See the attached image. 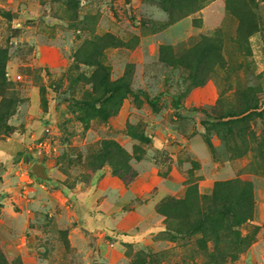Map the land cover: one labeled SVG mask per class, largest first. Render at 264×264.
I'll use <instances>...</instances> for the list:
<instances>
[{"label": "rangeland", "instance_id": "rangeland-1", "mask_svg": "<svg viewBox=\"0 0 264 264\" xmlns=\"http://www.w3.org/2000/svg\"><path fill=\"white\" fill-rule=\"evenodd\" d=\"M0 264H264V0H0Z\"/></svg>", "mask_w": 264, "mask_h": 264}, {"label": "trees", "instance_id": "trees-1", "mask_svg": "<svg viewBox=\"0 0 264 264\" xmlns=\"http://www.w3.org/2000/svg\"><path fill=\"white\" fill-rule=\"evenodd\" d=\"M248 193L249 192L247 191L243 193L244 196H246L245 200H239V198L238 200L224 202L217 198L216 190L213 191L212 195L214 196V203H219V207H214L212 209V214L210 217H207L206 219H202L201 217H199L197 221V229L194 232L201 233L205 225L208 224V227L211 228V235L213 237L212 239L214 243L217 242V233L219 231H224V238H227V240H229V243L225 245L223 249V257L233 251H238L245 245V239L240 237V234L235 230V228L249 219V204H247L249 201ZM222 203H227V206L225 207V205H223Z\"/></svg>", "mask_w": 264, "mask_h": 264}, {"label": "crops", "instance_id": "crops-1", "mask_svg": "<svg viewBox=\"0 0 264 264\" xmlns=\"http://www.w3.org/2000/svg\"><path fill=\"white\" fill-rule=\"evenodd\" d=\"M31 181H33V179H31ZM31 181H30V182H31ZM30 182H29V183H30ZM40 187H42V186H40ZM34 189H35V190H34V193L32 192V195L35 196V195H36L35 193H37V191H39L40 189H36V187H34ZM83 207H85V206H84V203H83ZM88 208H94V209H97V207L92 206V205H90V204L86 207V209H88ZM86 209H84V210L87 211ZM96 219H97V216H95V217L93 216V218H91V221H92L94 224H96V223H97V220H96ZM20 240H21L20 246H21V247H24L25 244H26V243H25L26 238L23 237V238H21Z\"/></svg>", "mask_w": 264, "mask_h": 264}, {"label": "built area", "instance_id": "built-area-1", "mask_svg": "<svg viewBox=\"0 0 264 264\" xmlns=\"http://www.w3.org/2000/svg\"><path fill=\"white\" fill-rule=\"evenodd\" d=\"M48 131H49L48 129H44V133H45V134H47ZM38 146L44 150L47 146H49V145H48V140L45 139V140H43V141H40Z\"/></svg>", "mask_w": 264, "mask_h": 264}, {"label": "water", "instance_id": "water-1", "mask_svg": "<svg viewBox=\"0 0 264 264\" xmlns=\"http://www.w3.org/2000/svg\"><path fill=\"white\" fill-rule=\"evenodd\" d=\"M35 173H36V171H35Z\"/></svg>", "mask_w": 264, "mask_h": 264}]
</instances>
